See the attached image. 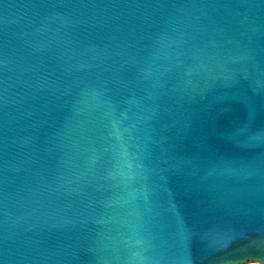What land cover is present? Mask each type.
I'll return each mask as SVG.
<instances>
[{"label": "water", "instance_id": "water-1", "mask_svg": "<svg viewBox=\"0 0 264 264\" xmlns=\"http://www.w3.org/2000/svg\"><path fill=\"white\" fill-rule=\"evenodd\" d=\"M262 255L264 0H0V264Z\"/></svg>", "mask_w": 264, "mask_h": 264}, {"label": "rangeland", "instance_id": "rangeland-1", "mask_svg": "<svg viewBox=\"0 0 264 264\" xmlns=\"http://www.w3.org/2000/svg\"><path fill=\"white\" fill-rule=\"evenodd\" d=\"M243 264H261V263H259L257 261H248V262L243 263Z\"/></svg>", "mask_w": 264, "mask_h": 264}, {"label": "snow or ice", "instance_id": "snow-or-ice-1", "mask_svg": "<svg viewBox=\"0 0 264 264\" xmlns=\"http://www.w3.org/2000/svg\"><path fill=\"white\" fill-rule=\"evenodd\" d=\"M254 258L264 259V255H262L261 257H254Z\"/></svg>", "mask_w": 264, "mask_h": 264}]
</instances>
